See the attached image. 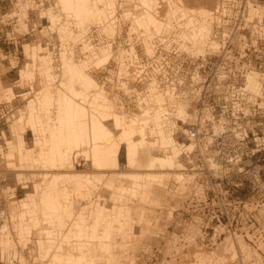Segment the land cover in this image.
<instances>
[{"label":"built area","instance_id":"2783aa9c","mask_svg":"<svg viewBox=\"0 0 264 264\" xmlns=\"http://www.w3.org/2000/svg\"><path fill=\"white\" fill-rule=\"evenodd\" d=\"M136 3L115 0L108 21L89 26L84 39L90 45L109 43L115 52L134 49V54L126 57L127 77L118 76L114 58L95 74L107 93L118 97L126 108H136L137 94L144 93L152 81L188 103L191 121H178L188 143L194 144L185 165L194 176L185 186L187 197L171 211L177 216L170 224L173 235L166 238L192 242L195 251H204L238 234L257 255L247 260L238 247L230 264H254L257 260L264 264V76L257 92L246 86L247 73L264 74V18L248 19L249 6H263L264 0H215L210 10V38L216 48L211 51L206 46L203 53L182 40L178 17L158 30L133 26L131 18L125 19L124 10L135 12ZM168 8L167 1L158 0L153 13L165 23ZM109 22L113 28L107 36L102 24ZM123 82L132 90L123 89ZM12 115L8 102L0 103V138ZM8 187L0 178V225L5 201L12 193ZM189 224L196 227L195 236L185 231ZM19 251L7 255L0 250L1 264H26L18 258ZM21 252L25 258L23 249Z\"/></svg>","mask_w":264,"mask_h":264},{"label":"rangeland","instance_id":"374dc122","mask_svg":"<svg viewBox=\"0 0 264 264\" xmlns=\"http://www.w3.org/2000/svg\"><path fill=\"white\" fill-rule=\"evenodd\" d=\"M183 2L189 8H199V7L206 8L209 11V16H210V10L213 9L215 5V0H183ZM114 6H116L115 0H114ZM134 8L136 11L132 12L131 14L139 15L142 12L139 1H137V3L134 5ZM61 9L62 8L57 0H0V103L8 102V105L13 109V115L12 117H10V120L8 121L7 125L4 126V133L2 134L3 137L0 138V178L5 179V182L11 188L10 189L8 187L7 189L12 191V193L7 196V199L5 201V206H4L5 212L1 214V218L3 219L4 222L0 225V228L4 223L8 224V228H10L9 230H11L13 246L8 244L6 247H4L3 243H1L0 241L1 252L3 254L6 253L7 255L10 253L18 254L16 252H18V248H20L19 251L20 254L18 258L21 261H25L26 264L48 263L51 260V256L53 255V252L54 254L58 252L56 253L58 255L62 254L61 247L57 248L56 246L58 244H62L61 246L63 247L64 250L71 248V246H73L74 248L78 246L81 247L82 244L81 247L82 250L83 249H84L83 251L87 250V252H85L84 257L87 259V261H89L88 264H193L195 260V256L202 254L218 255L219 258L222 259L221 260L222 264L223 263L230 264L231 259L234 260L236 258V256L234 257L232 254L235 255L238 254L237 252L238 247L240 250L241 248L243 249L241 250V252L243 253L245 259L249 260L252 254L256 256L257 254L255 252L251 253L247 245L243 242L241 236L238 234L233 235L237 243L236 246L237 248L235 249V251L227 248L228 240L230 239V237L232 238V236H227L221 242L217 243L216 246L211 250H204V251H195L192 242H188L187 244H184L176 239L174 240V239L166 238L168 235L169 236L173 235L171 234L172 226L170 224H171V220L175 216H177L175 212H172L173 213L172 215L171 211L174 207H177L179 202H181L187 197L183 192L185 190L186 184L192 178L191 173H189V171H187L185 167L187 163L186 155L188 154L187 153L188 151L185 149H183L182 151L183 153L180 157L181 164L185 169L178 170V168H176V170L174 171H166L169 174H167L165 171H155L157 172L156 177H154L155 179H152L151 177H145L141 179L142 181L140 180V186H136L133 183L134 181L131 182L128 179L127 180L119 179L117 177L118 176L117 173L127 172V171L135 172V173L138 172L141 174L145 173L146 171L143 166L145 164L144 161L145 156L147 157L150 154L157 156L163 155V153L161 152L162 149H160L158 145H156L155 147H150L151 149L146 148L145 150L142 151L144 154L143 155L144 158L142 157L143 163L141 162V166H137L136 169H125L123 171H119V170L114 171V173L113 171H107V173L106 171H103L104 174H106L103 176V178L101 177V175H97L98 173L99 174L103 173L102 171L95 169L90 164V162L87 163L84 161V153L83 154L77 152L75 153L74 150L72 151L73 153L71 152L70 158L71 160L75 161V165H76L75 170L64 168V169H53L48 171V170H41L36 166L35 167L33 166L34 168L27 167L26 169H24L22 167V164H20L19 162L17 163V159L13 158V156L9 154V145L7 144L5 138L11 139L13 134L12 132H14V130H18V131L22 129H25V131L27 130L24 133L26 145L27 147L32 146L33 133H31V131L28 130V122H27V113L29 108L28 100L32 98L36 102L35 99L40 95L37 92L43 89V86L48 83L44 80L42 75L40 76L39 70L37 71L38 69L37 65L35 67H32L33 76L29 75L21 79L20 81H17L19 79V75H18L19 69L22 68L26 62L30 61L23 54L24 44H28V46L30 47L40 46L41 48H43V52L47 53L52 61L49 65L51 72L50 74L55 76L54 80L49 81L50 84L49 91L52 96V100L48 106L42 109L43 110L42 112H40L41 109H39L38 106L35 107L36 110L38 108L37 111H39V114L41 113V116H39L38 114L37 115L45 122L46 120L48 122V123L41 122L39 123L40 125L36 123L35 127L37 128L38 132L45 128L44 130L46 131H44L43 138L44 137L49 138L48 134L51 130L50 128H52L53 130L55 128L56 129L58 128L59 123L56 122L58 121L56 119H58V116L62 114L58 112L60 110L58 109L56 101H54V99L56 100L57 93L55 95L56 92L55 89L57 90L58 83L60 81L65 80L64 75H62L63 73L60 66L61 65L60 60L62 56L61 53L64 54L66 53L65 56L68 58L71 57V60L72 61L74 60L73 62L75 63L77 62V64L83 62L85 60V55L87 54V52L85 53L86 48L81 49L82 43L81 40H79V38L83 37V40H85L84 35L88 27L94 24H100L96 21H93L94 23L86 22L84 25V30H85V32H83L84 34L81 35L79 34V36H76L75 34L80 33V30L82 31L83 29H79L80 26L77 24V21L75 20L74 16L72 14H68L69 11H64V9L63 10ZM258 9L259 10H256L257 15L260 13L261 15L260 17L263 18L264 7H259ZM124 12H128V10L125 9ZM51 16L54 19L53 21H51L52 19ZM127 16L128 17L125 16V19L129 20L131 18L132 21V17L130 16V13ZM166 17H167L166 18L167 25L168 24L171 25V21L175 17L170 18L171 16H168V11L166 13ZM180 17L182 19L183 24L184 22H187L190 19L189 16L184 17L180 15ZM209 18L210 19H208V21L211 27L212 17ZM193 22L194 19L192 20L191 23ZM76 24L78 26H75ZM183 24L181 25L183 26V30H182L183 33L185 32L184 34H189L190 29L186 30V27H184L185 24L184 25ZM132 25L134 26V24ZM64 26L68 29L65 28L66 31L65 30L63 31L67 32V35L68 36L70 35L69 37H66L67 35L66 36L64 35L65 37L61 36L63 32L62 29H64L63 28ZM73 26L74 29H71V27ZM135 27L138 28L137 26ZM139 29H144V28L139 27ZM144 30L148 31L149 29L147 30L144 29ZM102 31L104 32V27L102 28ZM182 31H181V35L183 34ZM104 33L106 34V32ZM144 37L147 39V36ZM209 37L206 38L205 40L206 42H209ZM185 39L187 40L188 38ZM106 44L107 43L105 42H100L97 45H91V46L102 47ZM125 52H127V49H123V50L118 49L116 50V52L114 51V55L112 58H114L117 61L119 55ZM98 68L90 67L86 72L89 76L95 79L97 84L101 85L100 83H98V81L95 78V74ZM118 69H119V65L117 62V74H118ZM127 73L125 75H118V76L127 77L129 75V73L128 74ZM257 76L259 77L258 73ZM121 86L126 91L132 90V88L126 82L121 83ZM8 87L12 88L14 95H11L9 91L6 90L8 89ZM156 90H158L161 93L164 92V90L159 89L157 86H156ZM6 92L7 95H5ZM105 92H106V96L111 102L112 111L117 114H124L127 117H137L138 115L142 114V111H140L142 108L141 106L143 107L148 106L150 110L151 108L154 107L152 101H150L151 103L147 102L148 104L144 105L142 103L140 105V100L143 99L145 95L148 93V84L146 85V91L144 93L137 94L139 95V97L138 99H136V103H137L136 108L133 107L126 108L123 105V103L119 101L118 97L110 93H107L106 90ZM169 101L170 100H167V104H166L167 107L165 106L168 112H172V110L175 109L172 106L174 104H182L185 109L186 107H188V103L186 106L185 101L180 99L177 100L175 97L171 102ZM168 103L171 105H169ZM36 110L35 112H37ZM46 112H48V115L49 114L50 115L47 116ZM20 114L24 116L22 120H17V121L13 120L14 118L13 116L18 117V115ZM165 117L166 118L168 117L169 119H174L175 122H177V126L175 128H171L172 131L175 130L173 132V137L176 140V142L179 144L188 143V140L186 139L185 131L183 130L184 127L183 125H181V122L177 120L178 118H176L174 115H166ZM190 121H191L190 116H187L185 119V123L186 122L188 123ZM105 123L110 129L113 130V126L110 120L105 121ZM166 123L165 125H167L168 128H170V126L172 127V125H170L171 122L167 121ZM51 125L52 126L54 125V127H52ZM155 139H156L155 133H150L149 130H147V140L152 141ZM49 144L50 142L48 141L45 144L39 145L38 147H34V151L32 153L33 156L34 157L37 156L38 150L48 151ZM85 150L88 151L89 147H85ZM119 161L120 163L124 162L123 146L121 147L119 152ZM26 163L32 164L31 161H27ZM15 164L17 166H15ZM75 171L83 172L91 175L92 177L91 179L92 184H90L91 190H89L87 194L90 196L84 195V197L78 198L79 196L76 195L74 192L71 193L72 182H70L67 174ZM46 172H48L50 175L43 176V174ZM56 173L61 174L59 177L56 178L59 185L60 186L65 185L68 188L67 189L68 197L65 198V203L69 207L70 211L73 212V214L84 213L85 215L88 214L89 211L92 212L91 208L88 207L91 201L92 203L97 201L98 203H101L107 208L114 207L112 209L114 210L113 212L111 211L106 212V213H110L107 217L100 216L101 217L100 222L98 220L97 223L96 238L95 236L93 237L88 233L87 235H89L90 237L87 236V238H85L83 241H71V238L63 239V237L67 236L69 232L68 229L69 227L56 226L55 221L57 219L54 221L55 223L52 222V224L50 223V220L46 219L47 216L52 215L51 213L52 210L50 209V211L48 212L49 208H46L47 206L40 203L39 198L41 197V195L39 192L37 194L35 192L36 203L32 205L34 208L31 207L33 209V210L31 209V212H33L32 214L28 213L27 210H23L19 206V201L26 199L25 196L26 193L34 192L35 190L34 186L36 184L40 185L39 188L41 189L44 188L46 183L53 178V174ZM14 174H18V175L14 176ZM94 174H96V176ZM159 174L160 176L162 175L163 176L160 177ZM176 174L178 175L180 174L179 179ZM108 184L122 186L123 188H127V191H124L125 194L123 193L122 196L114 200L111 194H113V190L115 188L111 186L109 187ZM109 191H111L112 193L110 192L111 193L110 194ZM13 196L14 199L16 198L15 200L12 199ZM96 196H98V200ZM99 200L101 201L99 202ZM119 208L120 210H118ZM117 210L118 211L122 210L121 212V214L123 215L121 216L122 218L116 217V215L114 216ZM43 212L44 213L46 212L45 215L43 214ZM65 213L64 214L62 213L63 219L61 218V220L63 221L65 219V221L68 222V224H70L71 223V221H69L70 216L69 217L66 216ZM129 215H130L129 217L130 221H128V223L125 225L118 226L120 222L121 221L123 222V219L125 217H128ZM111 216H113V218H111ZM94 219L90 215L89 219L87 220L88 230L91 229L89 225L91 226L93 224V222L95 221ZM105 219H109V222L112 224L110 225L108 220L107 222H105L106 221ZM33 220H36L37 223L34 224V222L36 221ZM116 221L117 222L120 221V222L116 223ZM102 223L106 224L105 226L108 225L112 226L111 229L108 226V229L110 230L109 232H111L107 236L108 238L102 236L104 229L107 228L104 227V224ZM20 224L23 227H27L30 229V234H28L27 240L22 242H20L21 240L18 239V234H17V229L19 228L18 225ZM44 227H46L47 229L49 228L52 231L53 235L50 237H46L44 235L39 234L41 229ZM101 227L104 228L102 229ZM118 227H120L121 229L120 228L118 229ZM175 231H178V229ZM185 231H187V233H189L190 236L196 235V227L194 225L191 224L187 225L185 227ZM65 233L66 235L64 236L63 234ZM51 238L53 239V242L56 243H53L54 246L53 244H51L52 247H47L48 241L52 240ZM39 242L43 243V247H44L43 249H41V251L42 252L44 251L46 253L40 252L38 246ZM74 248L72 249L74 251L71 250L70 252L73 253V255L75 254L78 255V252L75 251ZM155 248H157L159 251H154ZM22 249L24 251L25 258L22 255L21 252ZM230 256L233 258H231ZM254 264H259V261L258 260L255 261Z\"/></svg>","mask_w":264,"mask_h":264},{"label":"bare ground","instance_id":"6f19581e","mask_svg":"<svg viewBox=\"0 0 264 264\" xmlns=\"http://www.w3.org/2000/svg\"><path fill=\"white\" fill-rule=\"evenodd\" d=\"M57 1L62 8L61 10L64 9V11H69L68 14H72L74 16L75 20L77 21V24L80 26L79 29H83V30L86 22L91 23L93 21H96L101 24L104 21H108L109 17L115 11L114 0H57ZM137 1H139L142 12L139 15H133L130 13V16L132 17V24H134V26H137L138 28L139 27L144 28L146 30L150 28H154L155 30H158V28H160L162 25H166V27L170 26V24L167 25L166 22L164 23L160 19H158L156 15L153 13V9L157 4L158 0H137ZM164 1H168L169 8L167 9V11H168V16H171L170 18L173 17L177 18L179 16L178 17L179 20H182L180 15L184 17H188V16L190 17L188 21L186 20L187 22H184L185 24L184 27H186V30L190 29V32L188 31L189 34H184L185 32L183 33L182 31L183 34L180 35V37L184 42L189 40L187 42H190L191 46L195 48L197 53H203L205 51L206 46H208V49L211 51L215 50L216 42L209 37V35L211 34V29H210L211 27L208 19H210L209 17L211 16H209V11L206 8L203 7L189 8L184 4L183 0H164ZM259 7H264V5L263 6L257 5L256 7L253 5L249 6V10H248L249 20L258 18L259 21H263L264 17L263 18L260 17L261 16L260 13L257 15L256 12V10H259L258 9ZM124 13H125L124 15L128 17L127 15H129V12H124ZM193 19L194 22L191 23ZM53 20L54 19L52 17L51 21ZM77 24L75 26H78ZM103 26H104V32H106L107 35H111L112 34L111 31L113 28L111 23L109 22L108 24H105ZM63 28L64 29H62V31L65 30L66 27L64 26ZM83 30L82 31L80 30V33H77L75 35L79 36V34L80 35L84 34L83 32H85V30L84 31ZM65 31L62 32L61 36L67 35V32ZM69 36L67 35L66 37ZM207 37H209V42L205 41ZM185 38L188 39L186 40ZM79 40H81L82 43L81 49L86 48L85 53L87 52V54L85 55V60L83 62L77 64V62L75 63L73 62L74 60L73 61L71 60V57L69 58L66 57L65 56L66 53L65 54L61 53L62 56L60 60L61 61L60 66L63 73L62 75H64L65 80L62 79L64 81H60L58 83L57 85L58 88L57 90L55 89L56 91L55 95L57 93L56 100L54 98L53 99L54 101H56L58 109L60 110L58 112L62 114L58 116V119L55 118L56 120H58L56 122L59 123L58 128L57 129L55 128L56 130L55 129L53 130L49 126V128L51 129L48 134L49 138H45V137L43 138L44 131H46L44 130L45 128L42 130L39 129L41 130L39 131L40 132L39 133L37 128L35 127L36 123L38 124L41 122L48 123L47 120L45 122L39 117L41 116V113L39 114V111H37L38 108L36 110L35 107L38 106L39 109H41L40 112H42L43 111L42 109L48 106L52 100V96L49 91L50 90L49 81L54 80L55 77L52 74H50L51 72L49 65L52 61L48 56V54L43 52V48H41L40 46L30 47L28 46V44H24L23 54L30 61L26 62L25 65L19 69L18 71L19 79L17 81H20L21 79L29 75L33 76L32 67H35L37 65L38 66L37 71L39 70L40 76L42 75L44 80L48 83L44 85L45 87L43 86V89L37 92L40 95L35 99L36 102L32 98L28 100L29 108L27 113V122H28V129L31 131V133H33V146L27 147L26 145L23 136L25 129H22L20 131L14 130V132H12L13 134L11 139L5 138L7 144L9 145V154L12 155L13 158H16L17 163L19 162L20 164H22V167L24 169H26L27 167L32 168L33 166L34 167L36 166L41 170H48V171L53 169H64V168L75 170L76 169L75 161L71 160L70 158V154L74 150L75 153L76 152L82 154L84 153V161L87 163L90 162V164L95 169L102 172L106 171V173L107 171H113L114 173V171H118V170L123 171L125 169H136L137 166H141V162L143 163L142 157L144 158L143 156L144 154L142 151L145 150L146 148L155 147L156 145H158V147L162 149L161 152L163 153V155L157 156L150 154L147 157L145 156V160H144L145 164L143 165L146 171L145 173L141 174L138 172L135 173L128 171L119 172V173L116 172L118 175L117 177L119 179H125V180L128 179L131 182L134 181L133 183L136 186H140V180L145 177H151L152 179H155L154 177H156L157 175V172L155 171L166 172V171H174L176 170V168H178V170L185 169L181 164L180 157L183 153L182 152L183 149L187 150L188 151L187 153L193 152L194 150L193 141L182 144L177 143L173 137V132L175 130L174 131L171 130V128H175L177 126V122H175L174 119H169L168 117L166 118L165 116L174 115L176 118L182 120L185 123L186 117L190 116V114L186 110L187 107L185 109L182 104H174L172 106L175 109L172 110V112H168L166 110L167 100H170L169 102H171L174 98L173 94L165 90L162 93L159 92L158 90H156L157 84L152 81L148 83V93L145 95L143 99L140 100V105L142 103L145 105L148 104L150 101H152L154 107L151 108V110L148 106L146 107L141 106L142 108L140 111H142V114L138 115L137 117H127L124 114H117L113 112L111 102L106 96V92L104 88L101 85L97 84L95 79L89 76L86 71L90 67L98 68L100 66L107 65L110 59L114 55V50L109 43H107L102 47H96L85 43L83 37H80ZM147 52L150 53V49L148 47H147ZM133 54H134V49L131 47L130 49H127V52L119 55V57L117 58V62L119 65L118 75H125L127 73L128 66L125 62L127 59L126 57L131 56ZM257 73H258L257 71H252L247 73L246 75V86L248 89H250L253 92H257L259 86V79L263 78L264 76V74L258 73L259 74L258 77ZM6 90L9 91L11 95H14L11 87H8V89ZM5 95H7V92L5 93ZM186 106H187V102H186ZM35 110L38 113L35 112ZM46 115L49 116L50 114L48 115V112H46ZM13 117H14L13 120L17 121V120H22L24 116L20 114L18 115V117L15 116ZM108 120L111 121L113 130L106 125L105 121ZM167 121L171 122L170 125H172V127L170 126V128H168V126L165 125ZM52 127H54V125ZM147 130H149L150 133H155L156 135L155 140L152 141L147 140ZM183 130L185 131V128H183ZM47 140L50 142L48 151L38 150L37 156L34 157L32 154L34 151V147H38L39 145L47 143L48 142ZM122 146L124 150V162L120 163L119 152ZM85 147H89V150L88 151L85 150ZM27 161H31L32 164H27L26 163ZM15 166L17 165L15 164ZM166 173L169 174L168 172ZM16 175L18 174H14V176ZM47 175L50 174L48 172L43 174V176H47ZM60 175L61 174L58 173L53 174V178L50 179V181H48L45 187L42 189L39 188L40 187L39 184H36L34 186L35 187L34 192L26 193L25 194L26 199L20 200L19 206L23 210H27L28 213L32 214L33 212H31L32 209L31 207H33L32 205L36 203L35 195L39 192L41 195V197L39 198L40 203L47 206L46 208H49L48 212L50 211V209L52 210L51 211L52 215L47 216L46 219L50 220L51 224L57 219L55 221L56 226L69 227L68 228L69 232L67 236H65L66 233L63 234L65 236L63 237V239L71 238V241H83L85 238H87V236H89L87 235L88 233L93 237L95 236L96 238L97 223L98 220L100 222L101 219L100 216L107 217L110 213H106V212H110V211L113 212L114 210L112 209L114 207L107 208L101 203H98L97 201H95L96 203L95 202L92 203L91 201L88 207L91 208L92 212L89 211L88 214L85 215L84 213L73 214V212L70 211L69 207L65 203V198L68 197L67 195L68 188L65 185L60 186L56 180V178L59 177ZM67 175L70 182H72L71 193L74 192L76 195L79 196V197L77 196L78 198L84 197V195L88 194L89 190H91L90 184H92L91 175L76 171L68 173ZM94 175L96 176V174ZM97 175H101V177L103 178V176L106 174H104L103 172L100 174L98 173ZM176 175L178 176L179 179L180 174L179 175L176 174ZM191 175L193 178L194 175L193 174ZM108 185L109 187L111 186L115 188L114 190L112 189L113 194H111L112 192L109 191V193L111 192L110 194L114 200L122 196L123 193L125 194L124 191H127V188H123L122 186H117L112 184L111 185L108 184ZM96 198L98 200V196H96ZM12 199L15 200L16 198L14 199L13 196ZM100 201L101 200H99V202ZM118 210H120V208ZM118 210L116 211V214H114V216L116 215V217L122 218L121 217L123 216L121 214L122 210L121 211ZM45 213L43 212L44 215ZM62 213L63 214L65 213L66 216L68 217L70 216L69 217L70 219L68 218L69 221H71L70 224H68V222H66L65 219L63 221L61 220V218L63 219ZM90 215L91 217H93V219L95 218L94 219L95 221L91 226L89 225L91 229L88 230L87 220L89 219ZM129 217L130 215L128 217H125L123 219V222L116 221V223L120 222L118 226L125 225L128 223V221H130ZM111 218H113V216H111ZM105 220H106L105 222H107V220L109 222V219H105ZM35 223H37V221L34 222V224ZM111 224L112 223H110V225ZM105 225L106 224H104V227L107 228L104 229L102 236L107 237L109 233H111L109 232L110 230L108 229V226L110 227V229L112 228V226L110 225L105 226ZM18 227H19L17 229L18 239L21 240L19 241L20 242L26 241L28 234H30V229L27 227H23L21 224L18 225ZM119 228L120 227H118V229ZM9 229L10 228H8L7 223H4L0 228V241L1 243H3L4 247H6L8 244L13 246L11 230ZM48 229L46 227L42 228L39 234L44 235L46 237L52 236L53 235L52 231L50 229L49 231ZM235 240H236L235 237L232 235V238L230 237L227 243L228 249L235 251V249L237 248L236 247L237 243ZM53 243H56L53 242V239L48 241L47 247H52L51 244ZM61 245L62 244H58L56 246L57 248L61 247L62 254L58 255L56 254L58 252H56L55 254L53 252V255L51 256V260L45 264H88L89 261H87V259L84 257L85 252H87V250L85 251H83L84 249L82 250L81 248L82 244L81 247L78 245H77L78 247H76L75 245L76 248L71 246V248H68L67 250H64ZM38 246L41 253H46L44 251L43 252L41 251V249L44 248L43 243L39 242ZM73 248L75 249V251L78 252V255L75 253H74L75 255H73V253L70 252ZM241 250L243 249L241 248ZM232 255L234 257L236 256L235 254ZM221 260L222 259L219 258L218 255L202 254L195 256V260L193 264H222Z\"/></svg>","mask_w":264,"mask_h":264},{"label":"crops","instance_id":"0c3cea01","mask_svg":"<svg viewBox=\"0 0 264 264\" xmlns=\"http://www.w3.org/2000/svg\"><path fill=\"white\" fill-rule=\"evenodd\" d=\"M28 130H29V129H28ZM26 131H27V130H26ZM26 131H25V132H26ZM29 131H30V130H29ZM25 132H24V133H25ZM23 136H24V134H23ZM24 140H25V138H24ZM25 142H26V140H25ZM32 146H33V142H32ZM32 146H30V147H32Z\"/></svg>","mask_w":264,"mask_h":264}]
</instances>
